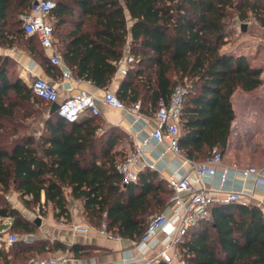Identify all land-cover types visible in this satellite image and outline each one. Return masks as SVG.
<instances>
[{
  "label": "trees",
  "instance_id": "16d2710c",
  "mask_svg": "<svg viewBox=\"0 0 264 264\" xmlns=\"http://www.w3.org/2000/svg\"><path fill=\"white\" fill-rule=\"evenodd\" d=\"M55 1L49 14L54 44L75 77L108 89L122 60L133 56L115 93L127 105L140 102L150 115L178 84L189 83L181 150L190 159L209 158L215 147L224 153L235 117L233 94L253 92L263 82L262 65L225 45L237 20L264 27V0ZM31 6L32 0H0V45L21 47L48 66L46 49L23 28L21 15ZM51 105L20 78L10 56L0 55V218L11 219L13 231H38L7 199L15 192L26 207L46 214L52 205L57 219L69 220L70 189L88 221L139 240L151 217L168 205L171 189L151 169L141 170L137 182L123 181L117 164L126 153L115 149L119 134L100 133L101 113L68 122L51 114ZM30 118L40 126L22 132ZM9 247L16 256L66 250L60 242L25 238ZM181 249L187 264H264V211L256 204H215L211 220L192 228ZM72 251L76 257L88 253L82 244Z\"/></svg>",
  "mask_w": 264,
  "mask_h": 264
},
{
  "label": "crops",
  "instance_id": "0c3cea01",
  "mask_svg": "<svg viewBox=\"0 0 264 264\" xmlns=\"http://www.w3.org/2000/svg\"><path fill=\"white\" fill-rule=\"evenodd\" d=\"M127 18L129 26H131L132 20L128 11ZM242 25L243 23L239 20L235 23V26H240L244 32L246 27L243 29ZM228 44L225 45V49L247 54L244 51L236 50L237 48H229ZM46 54L49 58L48 66L41 64L38 59L21 47L0 45V55L10 56L17 63L19 76L27 84L34 77L40 76L58 87L61 98H67L81 89L95 94L101 106L100 117L103 120L100 133H105L108 136L111 131H115V134L120 135L116 150H122L127 154L144 138H150L151 143L146 159L148 162L154 163L156 167L146 169L157 171L166 187H168V179L171 176L189 168V163L185 161V158L188 157L183 152L182 155H179L151 139V134L156 126L155 114H146L141 109L129 112L107 106L102 100L106 88L97 87L90 81L79 79L74 75L73 78L63 81V67L52 64L50 52L46 50ZM262 67L263 82L259 88L253 92L238 89L232 96L235 117L231 123V133L224 151L223 162L218 168L217 174L207 178L206 181L209 187L220 194L232 190L244 191L250 204H256L264 211V187L257 185L252 176H246L243 172L249 166L264 169V66L262 65ZM122 78L123 74L119 70L108 89L116 92ZM188 159L193 162H201L205 161L207 157L195 155L193 159ZM66 195L69 200V220L57 219L54 216L52 205H49L47 215L42 217L43 220L38 226V231L33 234L37 240H45L50 243L60 242L66 246V250H54L61 251L66 255V260L62 264H118L126 257L140 255L139 240L113 234L103 235L99 229L96 230L92 227L89 234L76 233L73 226L88 221L84 214L82 200L74 198L70 189L66 190ZM162 212L171 214L170 203ZM9 224H11V220ZM162 238H164L163 234ZM77 244L85 245L88 253L76 257L72 249ZM160 248L161 245H158L150 254L156 253Z\"/></svg>",
  "mask_w": 264,
  "mask_h": 264
},
{
  "label": "built area",
  "instance_id": "2783aa9c",
  "mask_svg": "<svg viewBox=\"0 0 264 264\" xmlns=\"http://www.w3.org/2000/svg\"><path fill=\"white\" fill-rule=\"evenodd\" d=\"M56 6L55 0H32L30 10L21 15L23 28L26 35H35L41 45L50 52L52 64L63 67V81L73 78L72 70L64 62L54 44V28L49 19L51 10ZM133 56L127 55L121 63L120 71L122 74L127 72L129 63ZM29 86L39 97L53 103L59 104L58 114L68 122L78 121L83 115H99L101 106L97 97L92 92L81 89L74 92L67 98H61L58 87L48 79L36 76ZM188 92L187 84H178L170 99L159 101L158 108L154 115L156 126L151 134V139L165 145L175 153L182 155L180 147V136L182 133L181 115L185 105ZM103 102L107 106L133 112L139 111L140 102L127 105L111 89H106ZM150 138H144L136 144L118 162L117 169L123 176L126 184L137 182L141 170L155 168L154 163L147 161V151L150 148ZM224 153L215 147L212 154L205 161L193 162L188 158L189 168L182 173H177L168 179V187L172 193L169 199L171 214L160 212L151 217L147 228L138 246L141 250L137 257H126L118 264H187L182 257L181 244L189 231L204 220H211V208L215 204H229L238 202L250 204L245 197L244 191H227L220 194L209 187L206 179L217 174L218 168L223 162ZM246 176H252L257 185L264 187V169L257 166H249L245 169ZM76 233L86 235L91 231V225L87 222L73 226ZM103 235H111L104 222L99 229ZM164 238L161 239V235ZM35 239L33 234L25 237V240ZM17 240L15 233H0V249L9 247ZM158 245L161 248L154 254H150ZM66 257H30L23 264H62Z\"/></svg>",
  "mask_w": 264,
  "mask_h": 264
},
{
  "label": "rangeland",
  "instance_id": "374dc122",
  "mask_svg": "<svg viewBox=\"0 0 264 264\" xmlns=\"http://www.w3.org/2000/svg\"><path fill=\"white\" fill-rule=\"evenodd\" d=\"M246 26V30L242 32L241 27L235 26V29H233L232 35H230V39L228 41L229 48L234 47V49L238 51H244L253 58V62L256 64H260L264 66V27L261 26L258 22L254 20H250L246 23H243ZM13 68V66H12ZM189 86V83H187ZM31 108V107H30ZM26 125L29 127L22 129V132H31L34 128H37L40 126V123L33 119H27ZM7 199L9 202L18 207L23 215L30 221L34 222L36 224V220L38 218H41V221L43 220L42 217H45L46 214L41 213L39 208L37 206L35 207H26L23 202L21 201L18 194L15 192H12L7 195ZM11 219L8 218H0V231H3L4 233L11 234L15 233L17 236V239H23L27 234L19 233L16 231L11 230L10 228V222ZM88 221V220H87ZM92 228L98 230L99 227L94 225L92 222L88 221ZM15 251L11 250L10 247L6 248L5 253H0V264H22L26 259L30 257H48V256H55L58 258L66 257L65 254L61 251H50V252H29L24 253L23 255L16 256L14 255Z\"/></svg>",
  "mask_w": 264,
  "mask_h": 264
},
{
  "label": "water",
  "instance_id": "95a60500",
  "mask_svg": "<svg viewBox=\"0 0 264 264\" xmlns=\"http://www.w3.org/2000/svg\"><path fill=\"white\" fill-rule=\"evenodd\" d=\"M245 27H246L245 24H243L242 28L245 29ZM58 108H59V104L57 102H53L51 105L50 113L53 114L55 112H58ZM35 222L38 226H40L42 223L41 218H38Z\"/></svg>",
  "mask_w": 264,
  "mask_h": 264
}]
</instances>
